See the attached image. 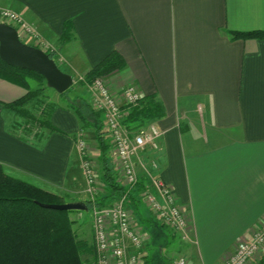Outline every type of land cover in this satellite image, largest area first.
Instances as JSON below:
<instances>
[{"label":"crops","instance_id":"obj_1","mask_svg":"<svg viewBox=\"0 0 264 264\" xmlns=\"http://www.w3.org/2000/svg\"><path fill=\"white\" fill-rule=\"evenodd\" d=\"M0 7L32 23L72 77L116 51L123 66L104 76L112 95L123 103L122 89L134 85L160 103L163 115L143 124L163 131L156 156L187 215L190 264L223 263L264 224V38L230 33L264 31V0H0ZM66 22L70 39L62 41ZM25 92L0 77V164L78 197L86 180L76 139L82 133L95 145V132L81 130L61 103L40 141L37 128L24 138L12 132L17 116L4 105ZM164 256L150 249L148 264H166ZM262 257L264 249L252 264Z\"/></svg>","mask_w":264,"mask_h":264},{"label":"trees","instance_id":"obj_2","mask_svg":"<svg viewBox=\"0 0 264 264\" xmlns=\"http://www.w3.org/2000/svg\"><path fill=\"white\" fill-rule=\"evenodd\" d=\"M69 33L70 24L66 22L61 36L62 41L70 39ZM230 33L233 38H264V31ZM48 55L56 61L55 52ZM122 66L121 56L114 51L89 69L77 83L80 86H88L95 78L104 77ZM0 77L26 90L23 96L4 105L6 111L13 112L15 116L23 119L21 122L12 121V132L28 137L33 129L37 128L38 131L32 135L35 136L36 141H40L42 129L53 131L50 115L57 107V103L45 101L42 97V90L47 87L44 77L31 70L10 66L1 59ZM30 80L36 81L38 86L31 88ZM71 86L58 96L66 101V106L76 114L81 123V130L91 128L95 132L99 180L103 187L101 195L85 200L87 210H91L93 206L108 205L124 195L127 205L136 215H140L139 193L144 189V180L140 179L130 189L121 184L112 163L111 145L105 137L101 112L96 111L82 97L72 99L66 96ZM162 115L163 108L158 101L153 97H143L138 105L130 108L124 123L129 126H138L146 120ZM64 202H67L64 195L13 177L6 173L3 165L0 164V264H81L86 262L93 252L92 242L78 236L73 228L74 220L70 216L71 211L46 206ZM144 218L142 221L145 220L147 224L142 226L143 230L148 232V236H153L154 239L158 236L163 239L166 234L164 226L156 223L150 216ZM258 264H264V257Z\"/></svg>","mask_w":264,"mask_h":264},{"label":"built area","instance_id":"obj_3","mask_svg":"<svg viewBox=\"0 0 264 264\" xmlns=\"http://www.w3.org/2000/svg\"><path fill=\"white\" fill-rule=\"evenodd\" d=\"M0 22L13 26L21 41L28 39L46 53L55 52L53 46L42 39L40 32L20 13L0 7ZM91 105L102 114L105 137L111 145V156L118 170V180L127 189L144 180L141 191L155 221L189 241L190 227L184 208L170 186L163 180L159 158L163 131L155 123L138 126L124 123L131 107L138 105L143 94L134 85L121 91L120 103L111 93L104 79L96 78L88 85ZM76 144L81 168L86 180L88 199L96 196L94 164L88 154V146L81 133ZM146 179V180H145ZM93 230V252L81 264H146L145 237L133 223L132 214L123 195L105 206H93L90 210ZM264 249V224L256 229L250 239L238 243L230 256L221 264H252L256 255ZM169 264H190L185 256L175 257Z\"/></svg>","mask_w":264,"mask_h":264},{"label":"rangeland","instance_id":"obj_4","mask_svg":"<svg viewBox=\"0 0 264 264\" xmlns=\"http://www.w3.org/2000/svg\"><path fill=\"white\" fill-rule=\"evenodd\" d=\"M42 36V35H41ZM42 39L49 43L47 40H45V38L42 36ZM26 43H33L32 40L28 39L27 41H25ZM50 46H53L51 43H49ZM80 77H73V84L71 86V90L69 92H67L66 96H68L69 98L74 99L75 97H82L84 99H86L87 101L90 99V95H91V91L87 89V86H80L78 85L77 81L79 80ZM97 78H101L104 79V77H97ZM96 79V78H95ZM105 81V80H104ZM30 86L31 88H36L38 86V83L34 80H30ZM43 93V98L45 101H50V102H54V103H61L66 105V101H63L59 96L58 93L53 90L50 87H45L42 90ZM35 114H37L35 112ZM14 120H19V121H23V119H19V117H13ZM88 143V154L89 157L91 159V161L94 164V171H95V188H96V196H99L103 193V187L100 183L99 180V169H98V162H97V156H98V151L96 148V144L94 145V143H90L88 140L86 141ZM112 163L113 162V158H112ZM114 168L116 170V172L118 173V170L116 169L115 165ZM118 175V174H117ZM146 180V179H145ZM145 183V182H144ZM141 192L139 193V198L141 201V204L139 205V211L141 212L140 215H136L132 208L128 206L129 210L131 211L132 214V219H133V223L136 225L137 228H139L141 230V233H143L144 237H145V251L147 252V259H148V250L152 249L153 251H155V254H161L164 253V259H166L165 263L169 264V262H171L172 259H174L175 257H179V256H185L187 259V255L185 254V245L188 241H184L182 239H180L179 235H177L176 233L172 232L170 229H168L167 227L164 226L165 228V236L163 239H161L160 237H155V239L153 238V236H148V232L146 233L143 230V226L147 224L144 221H142V218L145 219L144 217H152V213L150 211V209L148 208V206L145 204V202L143 201L142 197L140 196ZM65 199L69 202V201H85L88 199V194L85 191V183L82 187V192L81 195L77 196H67L64 195ZM75 197V198H74ZM79 198V199H76ZM70 216L71 218L74 220L73 223V228L76 231V233L78 234V236L80 238H85L87 240H89L90 242H92V247L94 246L93 243V230H92V216H91V212L90 210H75V211H71L70 212ZM153 218V217H152ZM156 223H158L160 225L159 222L155 221ZM154 239V241H153ZM165 242V243H163ZM149 247V249H148ZM166 248V250H165ZM146 259V264H148V260Z\"/></svg>","mask_w":264,"mask_h":264},{"label":"water","instance_id":"obj_5","mask_svg":"<svg viewBox=\"0 0 264 264\" xmlns=\"http://www.w3.org/2000/svg\"><path fill=\"white\" fill-rule=\"evenodd\" d=\"M0 59L10 66L31 70L42 75L46 85L58 94L63 93L73 84V77L61 70L48 53L21 41L16 29L3 22H0ZM46 206L68 211L87 210V204L82 200Z\"/></svg>","mask_w":264,"mask_h":264}]
</instances>
